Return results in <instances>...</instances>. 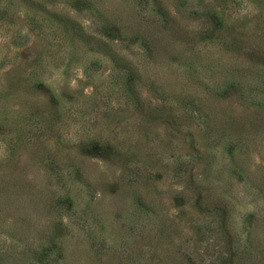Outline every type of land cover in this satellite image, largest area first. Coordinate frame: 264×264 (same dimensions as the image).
<instances>
[{
    "label": "rangeland",
    "instance_id": "374dc122",
    "mask_svg": "<svg viewBox=\"0 0 264 264\" xmlns=\"http://www.w3.org/2000/svg\"><path fill=\"white\" fill-rule=\"evenodd\" d=\"M0 264H264V0H0Z\"/></svg>",
    "mask_w": 264,
    "mask_h": 264
}]
</instances>
